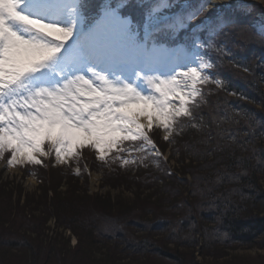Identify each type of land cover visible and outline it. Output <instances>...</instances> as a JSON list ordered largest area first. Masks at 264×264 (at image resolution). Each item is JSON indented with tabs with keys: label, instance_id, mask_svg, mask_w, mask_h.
<instances>
[{
	"label": "snow or ice",
	"instance_id": "1",
	"mask_svg": "<svg viewBox=\"0 0 264 264\" xmlns=\"http://www.w3.org/2000/svg\"><path fill=\"white\" fill-rule=\"evenodd\" d=\"M212 7L0 0V160L17 168L54 157L70 166L85 148L122 167L166 160L149 133L160 129L171 142L185 120L195 127L205 88L222 86L205 49L235 21L206 16ZM258 35L264 40V30Z\"/></svg>",
	"mask_w": 264,
	"mask_h": 264
},
{
	"label": "trees",
	"instance_id": "2",
	"mask_svg": "<svg viewBox=\"0 0 264 264\" xmlns=\"http://www.w3.org/2000/svg\"><path fill=\"white\" fill-rule=\"evenodd\" d=\"M242 13L231 10L226 16L235 23L226 26L218 40L217 35L210 39L209 49L216 52L208 55L213 63L211 73L222 86L209 84L205 88V96L195 109L196 126L185 120L171 138V158L177 163L173 169L168 159L160 160L155 170L148 165L147 178L143 177V167L133 176L114 170L111 181H123L126 187L132 185L139 190L137 202L131 206L97 195H86L84 203L78 198L76 186L67 193L71 197L62 198L57 189L65 177L60 171L58 181L50 180L47 187L48 173L54 176L55 172L41 169L38 178L45 183L40 189L43 192L27 199L26 207L20 203L21 193L16 201L14 189L0 183V250L24 252L28 256L25 264H41L23 228L31 226L28 232L39 236L40 227L52 217L72 233H82L84 239H80L87 240L90 247L98 236L101 245L113 239L114 245L122 244L125 251L146 255L151 249L170 262L178 260L179 249L183 248L193 256L200 246L207 256L216 257L217 251L264 243V40L250 23L249 14ZM15 188L21 189L19 185ZM148 190L149 194L142 197ZM50 191L52 198L48 196ZM28 206L39 215L26 220ZM72 207L82 211L72 212ZM99 218H104L103 228L98 225ZM109 220H115L121 230L139 228L148 235L158 233L164 242L156 248V242L149 238L135 239L128 233L124 239L118 234L109 238L107 232L113 229L108 227ZM35 223L40 224L37 231ZM18 224L21 226L13 234L11 230ZM6 237L12 239L4 242ZM78 245L81 250V241ZM52 252L59 256L55 264H71L59 251ZM0 264H7L6 259H0Z\"/></svg>",
	"mask_w": 264,
	"mask_h": 264
},
{
	"label": "rangeland",
	"instance_id": "3",
	"mask_svg": "<svg viewBox=\"0 0 264 264\" xmlns=\"http://www.w3.org/2000/svg\"><path fill=\"white\" fill-rule=\"evenodd\" d=\"M214 1V0H212ZM104 2V0H101L100 2H97L96 0H89V3L95 5L97 7V10L99 9V6ZM193 4H198L201 2V0H191ZM238 2V3H237ZM240 5L239 1L236 0H230L227 2L226 5L221 6L219 8H210L209 11L205 14L206 16H212L214 14H219L222 12H227L223 15H228L231 10L234 11V9H239L240 12H243L242 15L246 14L245 11H243L240 8H238ZM251 10L249 17H251L250 23L253 24V28H255L261 20L260 14L264 15V6L262 4H254L251 5ZM250 9V8H249ZM236 11V10H235ZM134 19H139V16L133 12ZM246 17V16H244ZM200 19H203L201 17ZM200 20L194 21L193 23H199ZM256 29V28H255ZM223 30L217 34V40L221 38ZM258 34V33H257ZM220 43V42H218ZM217 43V44H218ZM208 52L206 57L208 58L210 56H214L216 52L214 50H211L208 48ZM210 59V58H208ZM220 88V87H219ZM149 135L152 137V139L157 144L160 152L163 154L164 157H166V160H163L166 162L169 159V166L173 169L174 166H176V158L172 159V152H170V141H166L163 139L164 133L160 129L154 128ZM171 158V159H170ZM44 160V165H26L24 167H17V168H9L7 167L5 161L0 160V183H7L9 185V188L14 189L15 195L14 200L17 201L19 197V193H21L20 197V203L22 205L25 204L27 199L30 200V198L33 197V195H40L43 191L42 188L45 186V183L43 180L38 178V175L40 174L41 169H46V171L54 170L55 175L52 176L51 172L47 175V187L51 185L50 180H55L53 183H56L58 181L57 176L59 175L57 172L60 171L64 174V179H62L61 184L58 187V193L61 194V197L68 198L71 197L72 194H67L68 192H72L73 190H69L72 187L76 186L78 198L81 199L84 203L86 202L85 196L86 195H97L98 197H109L113 203L118 202H127L129 203V206L135 204V201L137 202L135 196L137 193H139V190L137 187L129 186L126 187V184H123L121 181L120 183L117 181H111L114 180V174L115 171H120L122 175L128 174L130 172L131 176L135 175L138 168L143 167L144 172V178H147V173L149 172V169L147 168L148 165H153L154 170L158 169L160 166V159L156 156H150L147 161H145L146 166L142 165H129L127 167H122L120 164V161L117 160L115 162H111V159L108 164H104L101 161H99L96 158V153L89 149L85 148L82 152V157L80 160L73 161L71 165H60L57 164L54 157H49L47 159L41 158ZM79 165L81 168V175L77 176L74 173V169ZM86 166V168H85ZM147 168V169H146ZM115 170V171H114ZM34 173V175H33ZM127 176V175H126ZM28 180H33V183L28 184ZM114 182V183H110ZM16 185H19L21 187L20 190L17 191L15 188ZM114 185V186H111ZM41 189V190H40ZM149 190L144 192L142 197L149 194ZM87 193V194H84ZM66 195V196H65ZM49 198H52L54 194L50 191L49 192ZM99 203V202H98ZM32 204V202H31ZM30 204V206H32ZM83 205V204H82ZM81 205V206H82ZM72 212L76 211H82L81 209H75V207L70 208ZM115 209H118L116 206ZM32 208L28 206V209L26 208L25 214H26V220H28L31 215L33 217H37L39 215V212H33ZM127 212V211H126ZM161 214H166L165 212H162ZM162 217V216H161ZM160 217V218H161ZM150 218V216H149ZM37 219V218H36ZM154 219V218H150ZM164 219V218H162ZM103 220L104 218H99L98 225H102L103 228ZM155 220V219H154ZM115 220H109V226L113 227V229H110V233H108L109 238L113 237L115 234H118L123 237V239L127 236V233L129 236L132 235V237L142 239L149 238L150 240L156 242L155 247L161 246V244L164 242L162 240L163 238L159 236L158 233L151 232L152 234L148 235L145 234L142 230H121L119 228V224H115ZM27 223V222H26ZM169 224V221L165 222ZM178 226V224L176 223ZM175 225V226H176ZM20 224H18L16 227L12 228V233L14 234L18 228H20ZM156 226V224L154 225ZM31 227V226H29ZM29 227H24L23 229L27 232L28 240L33 243L32 245L35 246L36 252L38 254L36 257L39 259V262H42L41 264H55L58 257L56 254L50 253L53 249L59 251L61 253V257L63 259L66 258L68 262L71 264H264V249L261 248V246L264 243H258L257 246L249 247V248H243L238 247L234 250L227 249V251H217L215 253V256H207L206 250L202 251L203 249L198 246L195 249L194 255L192 256L191 251L183 249H179L181 251V254L178 257V260L173 261H166L165 259L161 258L158 254H153V252H148L146 255L141 254H135L131 253L130 251H125L124 246L122 244H116L114 245L115 241L112 239L107 241L106 246L101 245V243L98 241L99 237H95L93 239V245L90 247L86 242L87 240L80 239L83 238L82 233H72L71 230L65 227L63 222H60L58 220H55L54 217L50 218L44 226L42 225L40 227L39 223H35L33 226L36 228L35 231L40 230L41 235H36L35 233L28 232ZM137 228V226H133ZM177 229V228H176ZM23 231V230H22ZM82 235V236H81ZM148 235V236H147ZM158 235V236H157ZM152 236V237H151ZM161 238V239H160ZM12 238L6 237L4 239V242H7L8 240H11ZM75 240V243L73 241ZM95 240V241H94ZM82 246L81 250L77 248L80 243ZM174 248L173 246H169V249ZM165 249V248H164ZM47 254H49L47 256ZM27 254L24 252H15L12 250H0V259L4 258L6 259L7 264H25V259H27ZM32 258V257H30ZM29 263V262H28Z\"/></svg>",
	"mask_w": 264,
	"mask_h": 264
},
{
	"label": "bare ground",
	"instance_id": "4",
	"mask_svg": "<svg viewBox=\"0 0 264 264\" xmlns=\"http://www.w3.org/2000/svg\"><path fill=\"white\" fill-rule=\"evenodd\" d=\"M230 0H214L212 1L213 4L215 5V7H212V8H219L221 6H224L227 4V2H229ZM236 1H239L240 2V5L239 7H241L242 10L244 11H247L249 13V10L251 9V5H254V4H262L264 6V0H236ZM238 3V2H237ZM250 8V9H249ZM260 18L263 20V23L261 25H259V29L260 30H264V15H261L260 14ZM34 181L33 180H28V184L30 183H33Z\"/></svg>",
	"mask_w": 264,
	"mask_h": 264
},
{
	"label": "water",
	"instance_id": "5",
	"mask_svg": "<svg viewBox=\"0 0 264 264\" xmlns=\"http://www.w3.org/2000/svg\"><path fill=\"white\" fill-rule=\"evenodd\" d=\"M259 31H261L260 29L257 30V33H259Z\"/></svg>",
	"mask_w": 264,
	"mask_h": 264
}]
</instances>
